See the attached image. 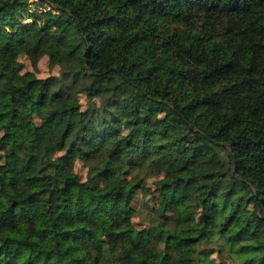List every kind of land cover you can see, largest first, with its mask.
Here are the masks:
<instances>
[{"label":"trees","instance_id":"1","mask_svg":"<svg viewBox=\"0 0 264 264\" xmlns=\"http://www.w3.org/2000/svg\"><path fill=\"white\" fill-rule=\"evenodd\" d=\"M1 53L0 264H264V0H0Z\"/></svg>","mask_w":264,"mask_h":264},{"label":"rangeland","instance_id":"2","mask_svg":"<svg viewBox=\"0 0 264 264\" xmlns=\"http://www.w3.org/2000/svg\"><path fill=\"white\" fill-rule=\"evenodd\" d=\"M20 61L23 63L25 70H33L31 63L27 58H21ZM16 62L15 56L8 53L0 54V64H6L10 74L17 78V74L13 69V66ZM38 76L46 77L49 75L57 74V68H50L46 57H43L39 60L36 70ZM83 102L84 99L82 98ZM74 116H69V120H73ZM75 172L79 174L82 178L85 177L86 169L80 164L75 165ZM160 176H155L148 178L146 180L144 192H139L136 196L133 207L135 208L136 215L133 218V223L135 228L140 229L149 225V220L154 216V211L157 206L158 196L166 189L158 185ZM213 257L217 258L215 253Z\"/></svg>","mask_w":264,"mask_h":264}]
</instances>
